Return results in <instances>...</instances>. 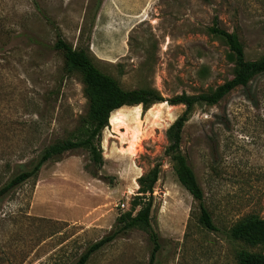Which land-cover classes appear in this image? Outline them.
<instances>
[{
  "label": "rangeland",
  "instance_id": "rangeland-1",
  "mask_svg": "<svg viewBox=\"0 0 264 264\" xmlns=\"http://www.w3.org/2000/svg\"><path fill=\"white\" fill-rule=\"evenodd\" d=\"M213 26L236 36L245 60L264 54V0H0V185L87 115L82 75L53 47L57 36L85 49L123 88L148 87L167 99L208 93L233 77L235 61ZM183 110L166 102L121 107L102 131L98 176L77 149L5 194L0 264H73L130 211L137 177L156 162L153 264H238L241 249L264 253L228 236L243 218H264V73L214 105H194L181 133L215 231L198 222L197 202L164 153L166 129ZM151 249L147 233L132 228L86 264H148Z\"/></svg>",
  "mask_w": 264,
  "mask_h": 264
},
{
  "label": "trees",
  "instance_id": "trees-1",
  "mask_svg": "<svg viewBox=\"0 0 264 264\" xmlns=\"http://www.w3.org/2000/svg\"><path fill=\"white\" fill-rule=\"evenodd\" d=\"M210 31L222 37L228 45L230 56L235 61L233 77L218 85L211 92L197 95L181 93L167 99L152 88H123L113 76L96 67L85 49L73 48L70 43L57 36L53 47L63 52L65 65L69 70H77L82 75L84 94L88 102L87 115L83 124L73 135L57 140L45 147L29 169L13 174L2 183L0 185V199L26 180L36 178L45 162L58 159L68 151L84 150L88 155L85 168L93 177L98 176L97 170L103 165L102 131L108 126L109 117L113 111L125 106L140 105L142 110L146 111L155 103L182 104L184 110L166 129L165 135L168 145L164 153L174 162L175 174L180 185L197 202L198 222L205 229L215 231L216 226L204 205L203 191L180 150L181 133L194 105H214L234 88L246 86L252 77L264 73V54L255 61L245 60L242 45L235 35L223 31L217 26L211 27ZM159 172L160 163L156 162L149 170L137 177L136 193L130 201V211L133 210L134 213L127 211L119 214L115 220L116 228L90 244L73 264H86L94 252L113 241L119 234L132 228H139L147 233L152 244L148 264L154 263L160 245L159 236L151 225L150 213L153 205L152 194ZM228 236L232 240L240 241L249 246L264 248V218L247 216L230 227ZM237 262L238 264H264V253L241 249L237 252Z\"/></svg>",
  "mask_w": 264,
  "mask_h": 264
},
{
  "label": "bare ground",
  "instance_id": "bare-ground-1",
  "mask_svg": "<svg viewBox=\"0 0 264 264\" xmlns=\"http://www.w3.org/2000/svg\"><path fill=\"white\" fill-rule=\"evenodd\" d=\"M114 120H117V118H115ZM137 185V184H136Z\"/></svg>",
  "mask_w": 264,
  "mask_h": 264
},
{
  "label": "built area",
  "instance_id": "built-area-1",
  "mask_svg": "<svg viewBox=\"0 0 264 264\" xmlns=\"http://www.w3.org/2000/svg\"><path fill=\"white\" fill-rule=\"evenodd\" d=\"M123 206V205H122Z\"/></svg>",
  "mask_w": 264,
  "mask_h": 264
}]
</instances>
